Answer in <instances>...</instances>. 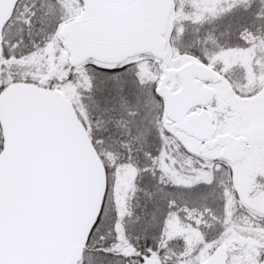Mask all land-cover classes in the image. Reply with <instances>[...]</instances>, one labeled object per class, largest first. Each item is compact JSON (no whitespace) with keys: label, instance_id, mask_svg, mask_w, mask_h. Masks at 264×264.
I'll return each mask as SVG.
<instances>
[{"label":"snow or ice","instance_id":"6c2138e0","mask_svg":"<svg viewBox=\"0 0 264 264\" xmlns=\"http://www.w3.org/2000/svg\"><path fill=\"white\" fill-rule=\"evenodd\" d=\"M0 264H264V0H0Z\"/></svg>","mask_w":264,"mask_h":264}]
</instances>
